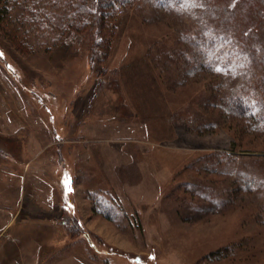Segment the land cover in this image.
Wrapping results in <instances>:
<instances>
[{
    "label": "rangeland",
    "instance_id": "1",
    "mask_svg": "<svg viewBox=\"0 0 264 264\" xmlns=\"http://www.w3.org/2000/svg\"><path fill=\"white\" fill-rule=\"evenodd\" d=\"M68 1L0 0V264H264V0Z\"/></svg>",
    "mask_w": 264,
    "mask_h": 264
},
{
    "label": "trees",
    "instance_id": "2",
    "mask_svg": "<svg viewBox=\"0 0 264 264\" xmlns=\"http://www.w3.org/2000/svg\"><path fill=\"white\" fill-rule=\"evenodd\" d=\"M127 0H69L62 4L64 26L62 34L67 30L86 31L88 28L95 27L91 33V41L94 51L103 59L108 53L111 44V36L115 30L113 20L120 12L119 6ZM260 12H262L260 10ZM97 49V50H95ZM95 53L90 56L93 63Z\"/></svg>",
    "mask_w": 264,
    "mask_h": 264
},
{
    "label": "crops",
    "instance_id": "3",
    "mask_svg": "<svg viewBox=\"0 0 264 264\" xmlns=\"http://www.w3.org/2000/svg\"><path fill=\"white\" fill-rule=\"evenodd\" d=\"M17 131H14L13 133H16ZM46 134V133H45ZM35 135V134H34ZM34 135H31L30 137H34ZM42 149V147H40V149L39 150H41ZM34 153V152H33ZM37 153V152H36ZM5 226H6V224L4 225V228H5Z\"/></svg>",
    "mask_w": 264,
    "mask_h": 264
}]
</instances>
